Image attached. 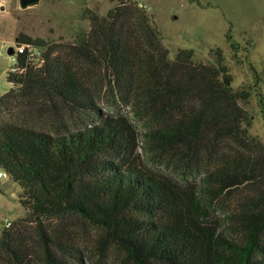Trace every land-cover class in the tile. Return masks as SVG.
<instances>
[{
	"label": "trees",
	"instance_id": "obj_1",
	"mask_svg": "<svg viewBox=\"0 0 264 264\" xmlns=\"http://www.w3.org/2000/svg\"><path fill=\"white\" fill-rule=\"evenodd\" d=\"M116 1L105 16L88 15L90 29L76 43L47 45L21 34L17 45L41 48L43 63L18 54L6 74L11 87L0 95V172L20 186L47 264L69 262L64 251L48 249L44 222L71 217L102 229L133 264H264V145L249 136L239 104L249 92L233 90L220 50L216 65L194 61L188 48L172 60L152 16L135 1ZM98 88L130 106L145 151L177 159L179 180L133 161L138 133L124 115L51 131L2 116L15 110L29 120L59 106L98 114ZM220 198L234 200L238 238L207 222L208 202ZM19 223L0 238L17 264L25 255Z\"/></svg>",
	"mask_w": 264,
	"mask_h": 264
},
{
	"label": "rangeland",
	"instance_id": "obj_2",
	"mask_svg": "<svg viewBox=\"0 0 264 264\" xmlns=\"http://www.w3.org/2000/svg\"><path fill=\"white\" fill-rule=\"evenodd\" d=\"M131 1L137 2L152 16L170 59H175L178 49L188 48L193 50L194 61L216 65L215 52L220 50L223 63L232 76L233 90L249 92L247 99L239 101L249 118L247 132L264 145V0ZM116 3V0H40L36 5L21 9L18 0H0V95L11 87L6 74L8 69L12 71L15 55L8 54V48L17 45L16 40L21 34L43 39L47 45L73 44L89 31V14L105 16ZM227 34L231 36L230 40ZM95 102L98 114L65 113L67 110L59 106L44 107L30 114L33 118L29 116V120L24 114L19 119L14 117L15 110L4 111L2 116L51 131L64 125L75 129L97 123L100 116L124 115L130 118L138 133L139 147L133 161L147 171L179 180L181 169L175 162L177 159L169 153L143 149L145 141L141 134L144 128L130 106L121 104L100 88L95 90ZM198 180L189 179L192 182ZM247 191L245 189L240 194ZM20 193L21 188L16 182L6 174L0 176V238L7 228L2 224L10 222L8 227H12L20 222L18 237L25 254L20 264H47L44 253L47 246L40 240L30 210L19 202ZM233 206L232 198H220L208 202L205 212L208 213L207 222L220 226L218 230L223 231L222 235L238 238L230 220ZM44 226L52 240L48 249L58 256L64 251L69 264H133L124 250L104 238L102 229L88 220L80 217L65 221L49 219ZM69 252L71 256H68ZM0 264H17L1 244Z\"/></svg>",
	"mask_w": 264,
	"mask_h": 264
},
{
	"label": "built area",
	"instance_id": "obj_3",
	"mask_svg": "<svg viewBox=\"0 0 264 264\" xmlns=\"http://www.w3.org/2000/svg\"><path fill=\"white\" fill-rule=\"evenodd\" d=\"M43 50L39 47H36L33 44L26 43V44H20L16 45L14 47V61L16 60V57L18 54L26 53L27 58L30 62H33L34 65L41 66L43 63V56H42ZM0 176H5L4 172H0ZM10 225V222L2 224L3 227H8Z\"/></svg>",
	"mask_w": 264,
	"mask_h": 264
},
{
	"label": "water",
	"instance_id": "obj_4",
	"mask_svg": "<svg viewBox=\"0 0 264 264\" xmlns=\"http://www.w3.org/2000/svg\"><path fill=\"white\" fill-rule=\"evenodd\" d=\"M40 0H18V5L21 9H26L30 6L36 5ZM8 54H14V47L10 46L8 48Z\"/></svg>",
	"mask_w": 264,
	"mask_h": 264
}]
</instances>
